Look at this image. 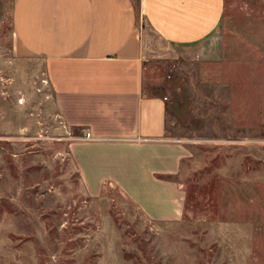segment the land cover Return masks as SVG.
<instances>
[{
    "label": "rangeland",
    "instance_id": "1",
    "mask_svg": "<svg viewBox=\"0 0 264 264\" xmlns=\"http://www.w3.org/2000/svg\"><path fill=\"white\" fill-rule=\"evenodd\" d=\"M148 32L145 95L183 143L178 219L152 220L116 187L90 197L56 96L11 53L0 0V264H264V0H224L218 33L175 49Z\"/></svg>",
    "mask_w": 264,
    "mask_h": 264
},
{
    "label": "crops",
    "instance_id": "2",
    "mask_svg": "<svg viewBox=\"0 0 264 264\" xmlns=\"http://www.w3.org/2000/svg\"><path fill=\"white\" fill-rule=\"evenodd\" d=\"M6 1L12 56L40 64L59 116L80 132L69 152L86 193L109 184L150 219H178L189 151L166 137L165 99L143 91V25L175 49L201 45L218 33L224 0Z\"/></svg>",
    "mask_w": 264,
    "mask_h": 264
},
{
    "label": "trees",
    "instance_id": "3",
    "mask_svg": "<svg viewBox=\"0 0 264 264\" xmlns=\"http://www.w3.org/2000/svg\"><path fill=\"white\" fill-rule=\"evenodd\" d=\"M168 179H171V180H172V179H174V178H173V177H169ZM175 179H176V178H175Z\"/></svg>",
    "mask_w": 264,
    "mask_h": 264
},
{
    "label": "built area",
    "instance_id": "4",
    "mask_svg": "<svg viewBox=\"0 0 264 264\" xmlns=\"http://www.w3.org/2000/svg\"><path fill=\"white\" fill-rule=\"evenodd\" d=\"M85 137L87 138V137H89V135H88V134H86V135H85Z\"/></svg>",
    "mask_w": 264,
    "mask_h": 264
}]
</instances>
